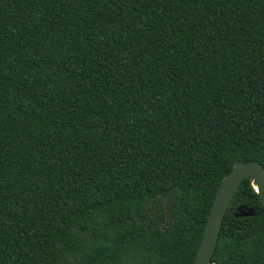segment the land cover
<instances>
[{
    "label": "trees",
    "instance_id": "trees-1",
    "mask_svg": "<svg viewBox=\"0 0 264 264\" xmlns=\"http://www.w3.org/2000/svg\"><path fill=\"white\" fill-rule=\"evenodd\" d=\"M249 160L264 0H0V264H193ZM211 264H264L250 179Z\"/></svg>",
    "mask_w": 264,
    "mask_h": 264
},
{
    "label": "water",
    "instance_id": "water-1",
    "mask_svg": "<svg viewBox=\"0 0 264 264\" xmlns=\"http://www.w3.org/2000/svg\"><path fill=\"white\" fill-rule=\"evenodd\" d=\"M246 179H250L264 207L263 165L256 160L236 162L218 187L193 264L212 263L224 218L233 198ZM244 215H255V213L251 210Z\"/></svg>",
    "mask_w": 264,
    "mask_h": 264
}]
</instances>
